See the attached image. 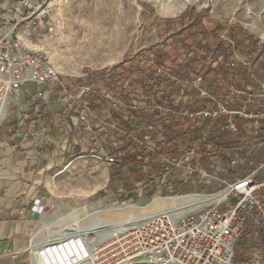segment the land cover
Masks as SVG:
<instances>
[{"label":"built area","instance_id":"built-area-1","mask_svg":"<svg viewBox=\"0 0 264 264\" xmlns=\"http://www.w3.org/2000/svg\"><path fill=\"white\" fill-rule=\"evenodd\" d=\"M43 4L0 0V126L9 118L26 125L31 114L19 110L20 96L35 85L37 97L61 103L63 115L89 135L81 143L75 139V146L105 142L97 157L148 173L139 184L155 188L151 203L178 205L95 246L81 243L62 264H264V55L244 57L236 48L249 39L229 36L228 29L219 36L231 49L230 58H220L223 66L179 71L154 64L147 90L134 85L126 101L112 90L124 84L99 90L67 81L44 50L26 45L45 25ZM114 74L106 70L104 81ZM14 99L17 111L9 109ZM95 103L104 105L103 112ZM38 115L39 130L24 141L46 140V109ZM33 210L45 213L46 206L37 200ZM241 243L244 261L236 259Z\"/></svg>","mask_w":264,"mask_h":264},{"label":"rangeland","instance_id":"rangeland-1","mask_svg":"<svg viewBox=\"0 0 264 264\" xmlns=\"http://www.w3.org/2000/svg\"><path fill=\"white\" fill-rule=\"evenodd\" d=\"M43 1V13L40 12L46 15L45 25L33 31L26 45L44 50L54 71L67 81L94 84L99 90L124 84L112 90L126 101L134 94V85L147 90L154 64L179 71L212 68L215 62L223 66L220 58H230L231 49L219 41V36L228 29L229 36L249 39L247 44L239 41L236 48L244 57L249 53L264 55V0H189L181 5L178 0ZM230 21L235 22L232 27ZM106 70L115 73L111 81H104ZM39 92L30 85L20 96L19 110L33 116L37 102L42 104ZM18 101L13 100L11 111L18 110ZM128 110L125 113L131 116ZM12 120L9 118L0 128ZM91 143L92 148L77 145L63 164L48 172L45 191L49 202L44 204L46 212L34 228L33 245L44 237L55 243L66 232H74L69 229H83L97 212L115 208L126 216L136 205H152L155 188L139 184L148 178V173L107 164L97 157L105 142ZM70 156L74 158L66 164ZM124 201L127 205L122 206ZM98 239L95 234L72 237L48 246L46 250L56 249V254L43 253V258L39 253L37 258L32 257L29 248L31 264L58 260L68 254L66 248L76 249L81 243L86 248ZM242 243L236 250V259L244 261Z\"/></svg>","mask_w":264,"mask_h":264},{"label":"crops","instance_id":"crops-1","mask_svg":"<svg viewBox=\"0 0 264 264\" xmlns=\"http://www.w3.org/2000/svg\"><path fill=\"white\" fill-rule=\"evenodd\" d=\"M48 99H43L42 104L37 102L35 114L25 126H16L17 122L12 120L0 128V264H31L33 232L42 217L33 206L37 200L45 205L49 202L45 191L48 172L67 160L66 156L76 147L75 139L89 138L74 117L73 121L71 116L63 115L61 103ZM41 107L46 109L50 122L46 140L24 141L26 133L39 130ZM94 108L101 113L104 105L95 103ZM72 159L70 156L66 164ZM31 252L37 258L36 252Z\"/></svg>","mask_w":264,"mask_h":264},{"label":"bare ground","instance_id":"bare-ground-1","mask_svg":"<svg viewBox=\"0 0 264 264\" xmlns=\"http://www.w3.org/2000/svg\"><path fill=\"white\" fill-rule=\"evenodd\" d=\"M187 1L189 0H178V3L181 5V3H184V2L187 3ZM1 115L2 114L0 113V116ZM151 204L152 205H148V206L136 205L130 208L129 213L126 216H121L120 210L115 209V208L97 212L96 213L97 215L95 217H92V222L88 226L84 227L83 229H79L77 227L69 229V230H73L74 232H66L64 237H61L60 239L58 238V240H55V243L46 241L44 237L39 243L33 245L32 250L34 251L37 250L36 253H39L41 257L43 253H47L51 255L56 254V249L53 250L52 248H50V252L48 253L46 251V248L54 244L63 243L65 240H68L72 237L86 236L89 234H95L96 236L99 237L98 240L90 243V246H95L96 244L112 237L115 233L121 232L132 225L138 224L144 221L145 219L151 216H154L157 212H159L162 209L178 207V205L174 202L160 200V199L155 200ZM130 206L132 205H129L128 207ZM56 248L59 249L58 247ZM64 248L65 247L63 246V249ZM63 249H60V250H63ZM66 250L68 254L65 253L66 255H63V258H58V260H55L52 258L53 260L51 262L46 261V262H41V264H62V263L67 262V258L70 256L71 252L74 253V249H72L71 247H68L66 248ZM76 250L80 251V247H78Z\"/></svg>","mask_w":264,"mask_h":264},{"label":"trees","instance_id":"trees-1","mask_svg":"<svg viewBox=\"0 0 264 264\" xmlns=\"http://www.w3.org/2000/svg\"><path fill=\"white\" fill-rule=\"evenodd\" d=\"M199 23H200V21H199ZM194 25V24H193ZM253 39L251 38V41H252ZM255 41H252V43H254Z\"/></svg>","mask_w":264,"mask_h":264}]
</instances>
